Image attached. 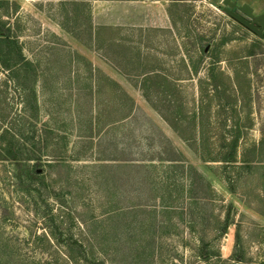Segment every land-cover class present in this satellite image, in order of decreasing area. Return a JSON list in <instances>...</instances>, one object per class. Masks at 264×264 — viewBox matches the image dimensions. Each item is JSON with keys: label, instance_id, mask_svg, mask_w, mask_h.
<instances>
[{"label": "rangeland", "instance_id": "obj_1", "mask_svg": "<svg viewBox=\"0 0 264 264\" xmlns=\"http://www.w3.org/2000/svg\"><path fill=\"white\" fill-rule=\"evenodd\" d=\"M223 1L0 0L42 173L0 162V264H264V0Z\"/></svg>", "mask_w": 264, "mask_h": 264}, {"label": "trees", "instance_id": "obj_2", "mask_svg": "<svg viewBox=\"0 0 264 264\" xmlns=\"http://www.w3.org/2000/svg\"><path fill=\"white\" fill-rule=\"evenodd\" d=\"M20 60L21 51L19 46L12 40L9 30L4 31L0 27V68L14 73L20 67ZM2 125L3 121L0 119V126ZM20 140V135L8 125L0 127V162H10L16 171L21 162H26L29 166L26 171L25 180H29L30 182L36 181L42 177V173L36 170V160L39 159H35V157L33 158L30 155L23 156L22 153L20 154V150L17 148ZM235 160L236 158L233 153L223 158V162H234ZM53 240H55L54 237ZM70 259H73V257L71 256Z\"/></svg>", "mask_w": 264, "mask_h": 264}, {"label": "water", "instance_id": "obj_3", "mask_svg": "<svg viewBox=\"0 0 264 264\" xmlns=\"http://www.w3.org/2000/svg\"><path fill=\"white\" fill-rule=\"evenodd\" d=\"M223 5L226 6V7H230L231 3L229 2V0H224L223 1ZM239 11L242 12L247 17H249L250 19H253L254 18V16H253V10L248 5H242V6H240L239 7ZM226 14H228L231 18H233L235 21H237L238 23H240L241 25H243L244 27H246L250 31L254 32L257 35H261V32L258 31L253 26V23H248L247 21H245L244 19H242L241 17H239L237 14L233 13L230 10H226ZM261 26L264 27V20L261 22Z\"/></svg>", "mask_w": 264, "mask_h": 264}]
</instances>
